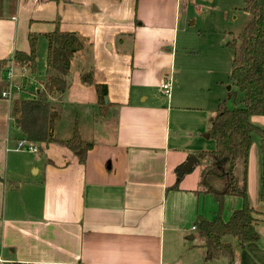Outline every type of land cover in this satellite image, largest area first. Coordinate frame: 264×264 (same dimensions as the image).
<instances>
[{"label":"crops","instance_id":"crops-1","mask_svg":"<svg viewBox=\"0 0 264 264\" xmlns=\"http://www.w3.org/2000/svg\"><path fill=\"white\" fill-rule=\"evenodd\" d=\"M94 1L85 8L78 6L83 10L78 11L67 6L72 0H27L33 11L15 5L0 15L1 257L10 264H228L225 259L207 261L205 250L195 241L196 218L211 220L219 211L214 197L201 191V170L199 176L186 180L201 163L194 162L181 175L179 168L198 153L215 149L207 131L220 101L216 87L226 88V100L232 94L242 99V93L231 92L232 85L226 87L229 81H220L216 71L219 57L231 70L233 53L226 43L228 33L233 32L223 31L220 37L213 34L207 41L199 32V42L184 36L178 40L184 0H118L110 20L105 17L111 4ZM66 12L72 13L67 17ZM247 15L241 14L240 30ZM99 16V21L89 22ZM67 24L93 29L94 70L82 71L79 87L91 86L95 91L94 84L106 85L105 104H111L102 123L112 127V137L103 141L106 132L101 124L99 141H90L93 147L83 162L79 152L57 143L42 149L36 146L37 152L19 150L23 134L14 123L12 110L14 100L29 98L19 84L21 77H27L24 85L28 90L40 82L26 76V69L15 67L14 53L29 52V34L36 36L37 50L41 40L46 49L45 35L55 29L74 32L61 29ZM127 37L132 51L126 53ZM90 54L91 49L81 51L72 62L77 58L84 61ZM36 60L39 75L35 78H41L44 68L39 72ZM12 63L13 78L8 81L4 73ZM89 71L91 85L82 80ZM166 80L171 84L169 95L161 89ZM95 95L98 107L96 91ZM61 120L52 135L65 140L59 137ZM252 122L264 129V116H255ZM74 126L89 141L76 119L71 135ZM42 151L44 158L38 155ZM260 170L259 139L253 136L247 199L262 221L256 228V243L244 248L234 243L233 264H264ZM210 183L217 190L222 185L214 179ZM241 203L240 198L225 196L222 219L227 221Z\"/></svg>","mask_w":264,"mask_h":264},{"label":"trees","instance_id":"trees-1","mask_svg":"<svg viewBox=\"0 0 264 264\" xmlns=\"http://www.w3.org/2000/svg\"><path fill=\"white\" fill-rule=\"evenodd\" d=\"M242 2V10L249 16L248 21L238 33H228L230 39L226 43L233 53L229 80L242 93V107L229 109L225 101L217 105L207 131L209 138L215 142V149L197 154L199 163L203 164L199 182L201 191L214 197L219 211L211 220L197 217L194 234L205 250L207 261L225 259L228 264H233L235 250L234 243L224 241L225 238L230 237L240 248L259 240L256 228L262 219L260 212L248 202L246 183L253 136L259 139V199L264 202V129L252 122L253 117L264 116V0ZM44 38L46 49L43 77L38 87L31 90L22 87L28 92L29 98L14 100V123L23 134L22 140L39 149L57 143L71 152H79V161L83 162L93 143L83 140L76 126L72 129L71 137L65 140L55 139L52 131L62 117L61 98L68 87L71 62L83 51L84 43L76 33L59 29ZM28 39L29 52H15L13 60L16 65L29 67L33 72L37 64V38L29 34ZM82 80L91 85V72L84 73ZM94 88L100 113L105 117L111 106L105 104L107 87L94 84ZM211 179L221 180L222 188H214ZM225 196L240 198L242 202L239 209L231 212L227 221L220 215Z\"/></svg>","mask_w":264,"mask_h":264},{"label":"rangeland","instance_id":"rangeland-1","mask_svg":"<svg viewBox=\"0 0 264 264\" xmlns=\"http://www.w3.org/2000/svg\"><path fill=\"white\" fill-rule=\"evenodd\" d=\"M27 0H0V15L3 13H7L10 11V9L14 8L15 5L18 7L20 5V8L22 9V5H24L23 10L26 11H33L34 7H31V3H27ZM96 2L94 0H72V3H66L67 6L72 5L73 8H85L87 4L90 2ZM107 4H111V11L106 14L105 19L110 20L111 16L115 14L116 9L114 10V5L118 2V0H106ZM65 4V3H63ZM182 7H181V13L183 14L180 22H179V30H178V40L181 36H184V39L187 41H197L199 42L198 38V32L201 34L203 40H209L213 39L214 35H217L218 37L222 36L223 31H231L234 34L238 33L240 31L239 27L242 25L240 24L242 22V16L241 14H246L242 8L243 3L241 0H201L200 2H197L196 0H184L182 1ZM30 5V6H29ZM15 7V8H16ZM236 7L240 9L241 11L237 10ZM81 8H78V11H83ZM92 8V7H91ZM85 10V9H84ZM72 12H66V16L69 17ZM122 22H125L126 20V14H122ZM236 16V18H234ZM248 16V15H247ZM99 17H94V19H91V21H99ZM249 17V16H248ZM195 20L194 24H191L192 21ZM63 30H69L76 32L81 40L84 43V50L89 52L91 49V54L89 57H87L86 60L83 61L77 58L72 62L71 65V71L70 75L68 77V87L64 94L62 95V120L60 123H58V132L59 137L62 139L69 138L71 135V128L73 126L74 120L76 119L78 121V128L81 131L83 137L89 141L98 140L99 133L101 131V124H103L105 128V138L103 141H109V139L112 137L111 130L112 127L105 126V123H102V113H100V108L97 107L95 100L96 95L93 87L91 86H83L79 87V81L81 78L82 71H86L88 69L94 70V59L93 56V44H94V32L93 29L89 26H85L83 24H67L61 27ZM96 29V26L94 27ZM239 29V30H238ZM238 30V31H237ZM237 31V32H236ZM33 33V32H31ZM214 34V35H213ZM224 36V35H223ZM201 39V41H202ZM44 43L39 41V46L37 50V58H38V71L42 72L44 68ZM132 44L131 39L127 37V43H124L125 52L132 51ZM216 48V45L213 46V49ZM83 50V51H84ZM199 60H203L204 58L198 57ZM224 58V57H223ZM214 59V58H213ZM221 59L219 57L218 59V67L216 68V71L218 73V77L221 78L220 81L229 83L226 85L230 86L232 85L233 90L231 92H238L239 90L237 87L232 84V82L229 80V63L228 65H224L221 63ZM85 64H88V68H85ZM176 63V67H177ZM15 66V65H14ZM16 68L21 69L19 65L15 66ZM231 69V68H230ZM26 76L29 78L39 79L41 78L36 77L35 74L37 73L36 69L32 72L30 69L26 68ZM7 71V70H6ZM5 71V76H6ZM17 70H14V76H16ZM38 74V73H37ZM230 74V73H229ZM39 75V74H38ZM4 76V77H5ZM27 77H21L20 79V86L24 88H27L24 83ZM216 93L220 97V102L225 101L226 105H228L229 109L234 108H240L242 107L241 99H239V96L233 95L229 100H226V96L228 94L226 88H222L221 85L216 87ZM222 95V96H220ZM225 98V99H224ZM237 98V99H236ZM218 103V104H219ZM217 104V105H218ZM217 108V106H216ZM256 137V136H255ZM257 138V137H256ZM99 141V140H98ZM38 155H40L42 158H44L45 152H39ZM203 164L198 165L195 167L187 177L186 180H193L196 176H199L200 170L202 168ZM107 167V166H106ZM216 184L218 185L221 181L219 179H214ZM222 188V185L220 184L218 186V189L220 190ZM196 242L200 241L196 238ZM226 242H234L230 237H227L224 239Z\"/></svg>","mask_w":264,"mask_h":264},{"label":"built area","instance_id":"built-area-1","mask_svg":"<svg viewBox=\"0 0 264 264\" xmlns=\"http://www.w3.org/2000/svg\"><path fill=\"white\" fill-rule=\"evenodd\" d=\"M190 1V0H188ZM13 68V63L11 64V67L10 69H8L6 71V80L10 81L12 80L13 78V74H12V69ZM23 69H26L27 67L26 66H23L22 67ZM161 89L163 90L164 94L165 95H169L170 93V89H171V84L168 80L162 82L161 84ZM18 149L19 150H25V151H29V152H37V147L35 145H32L24 140H22L21 142H19V145H18ZM194 229V228H193ZM0 264H10L9 261L7 260H4L1 255H0Z\"/></svg>","mask_w":264,"mask_h":264},{"label":"water","instance_id":"water-1","mask_svg":"<svg viewBox=\"0 0 264 264\" xmlns=\"http://www.w3.org/2000/svg\"><path fill=\"white\" fill-rule=\"evenodd\" d=\"M194 162L198 163L199 160L196 157H192V159H189L181 168H179V175H181L182 173L186 171H189L193 167Z\"/></svg>","mask_w":264,"mask_h":264}]
</instances>
